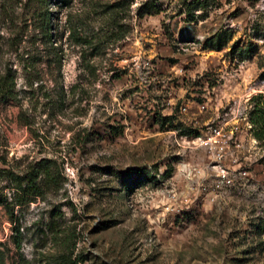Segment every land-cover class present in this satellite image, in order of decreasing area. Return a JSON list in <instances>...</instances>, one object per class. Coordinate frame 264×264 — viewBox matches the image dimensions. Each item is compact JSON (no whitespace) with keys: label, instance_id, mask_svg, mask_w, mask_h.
Listing matches in <instances>:
<instances>
[{"label":"rangeland","instance_id":"rangeland-1","mask_svg":"<svg viewBox=\"0 0 264 264\" xmlns=\"http://www.w3.org/2000/svg\"><path fill=\"white\" fill-rule=\"evenodd\" d=\"M145 1L0 0V264H264V0Z\"/></svg>","mask_w":264,"mask_h":264},{"label":"trees","instance_id":"trees-1","mask_svg":"<svg viewBox=\"0 0 264 264\" xmlns=\"http://www.w3.org/2000/svg\"><path fill=\"white\" fill-rule=\"evenodd\" d=\"M34 5L38 8V28L40 29V32L45 37H49V21H50V14L47 11V8L49 6V2L51 0H32ZM62 3L64 0H54V3ZM206 0H191L189 3L186 4L187 7L190 6H200L204 7L206 6ZM116 7V4L112 5L111 8ZM157 7L154 5V0H147L144 3H142L138 9H137V16L142 17L143 15H151L156 13ZM215 37H219L220 35H216ZM214 38L210 37L204 42V48L207 49H219L221 47V44L219 41H217L216 44L213 43ZM13 96V78L8 73V71H4L3 73H0V99H7L11 98ZM249 123L251 124V131L252 135L257 140H263L264 139V106H262V103L259 105H255L252 107V110L249 113ZM264 162V157H263ZM35 184H31L30 182L25 185L21 189L26 194L35 195L37 194V191L35 189ZM54 264H73V260L70 258V256L67 255H61L59 261H56Z\"/></svg>","mask_w":264,"mask_h":264},{"label":"built area","instance_id":"built-area-1","mask_svg":"<svg viewBox=\"0 0 264 264\" xmlns=\"http://www.w3.org/2000/svg\"><path fill=\"white\" fill-rule=\"evenodd\" d=\"M234 110V107L228 108L226 113H234ZM202 133L195 137V140L199 141L200 145L207 144L208 146H211L220 143V141L226 142L231 139V136L224 131V127L218 122L214 125L206 124Z\"/></svg>","mask_w":264,"mask_h":264}]
</instances>
